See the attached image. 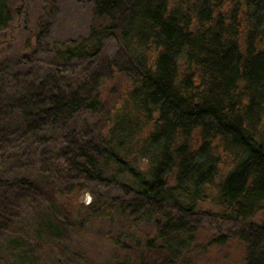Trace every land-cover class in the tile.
<instances>
[{
	"label": "trees",
	"instance_id": "16d2710c",
	"mask_svg": "<svg viewBox=\"0 0 264 264\" xmlns=\"http://www.w3.org/2000/svg\"><path fill=\"white\" fill-rule=\"evenodd\" d=\"M30 2L0 0V264H67L116 220L123 264H183L208 228L264 264V0H88L43 59L58 7Z\"/></svg>",
	"mask_w": 264,
	"mask_h": 264
},
{
	"label": "rangeland",
	"instance_id": "374dc122",
	"mask_svg": "<svg viewBox=\"0 0 264 264\" xmlns=\"http://www.w3.org/2000/svg\"><path fill=\"white\" fill-rule=\"evenodd\" d=\"M42 0H31V11L33 22L39 12ZM58 7V13L54 15V23L51 30L44 35L41 46L37 52L30 50L33 56L37 58H48L51 55V43L55 40H70L80 39L87 35L91 25V6L88 0H55ZM26 33H21L18 40L11 44L5 50V53L10 56H17L25 52L24 40ZM104 117V114H98L96 120ZM71 203L77 205L79 203L89 204L93 197L90 193L78 195L77 197L70 196ZM208 229L203 231L204 236H201L200 245L196 252L192 253L183 264H243L242 253L240 246L236 243L230 247H219L212 244L211 241L205 240V235ZM127 228L121 221L116 220L114 223L105 221H96L91 224H85L77 228L75 233L68 240V245L63 248L62 253L67 264H84L85 261L89 264H123L129 255L123 249L115 247L111 244L110 238L121 237L126 238ZM134 247L131 242L127 241ZM144 251L143 246L140 247ZM48 252L46 257L52 256ZM129 250V248L127 249ZM51 251V250H50ZM67 251V252H66ZM133 250H129L131 252ZM60 254V253H58ZM131 255H133L131 253Z\"/></svg>",
	"mask_w": 264,
	"mask_h": 264
}]
</instances>
